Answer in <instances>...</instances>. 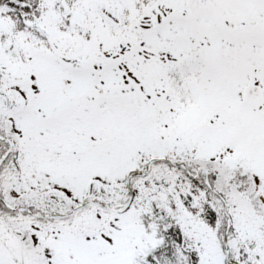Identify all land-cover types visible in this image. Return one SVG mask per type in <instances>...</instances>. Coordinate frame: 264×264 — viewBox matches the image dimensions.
I'll list each match as a JSON object with an SVG mask.
<instances>
[{
  "label": "snow or ice",
  "instance_id": "snow-or-ice-1",
  "mask_svg": "<svg viewBox=\"0 0 264 264\" xmlns=\"http://www.w3.org/2000/svg\"><path fill=\"white\" fill-rule=\"evenodd\" d=\"M0 264H264V0H0Z\"/></svg>",
  "mask_w": 264,
  "mask_h": 264
}]
</instances>
